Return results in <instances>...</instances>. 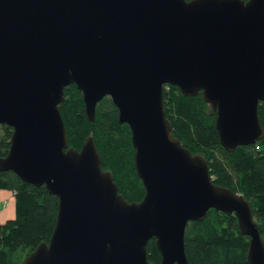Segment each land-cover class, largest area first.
I'll return each mask as SVG.
<instances>
[{
	"label": "water",
	"instance_id": "water-1",
	"mask_svg": "<svg viewBox=\"0 0 264 264\" xmlns=\"http://www.w3.org/2000/svg\"><path fill=\"white\" fill-rule=\"evenodd\" d=\"M71 81L88 118L108 94L128 123L138 200L118 191L91 134L67 143L58 102ZM165 82L201 91L226 149L259 138L264 0H0V122L11 126L0 168L58 197L48 239L21 264H189L186 222L210 206L236 215L246 259L264 264L250 200L215 183L206 157L172 133ZM151 235L158 262L146 255Z\"/></svg>",
	"mask_w": 264,
	"mask_h": 264
},
{
	"label": "trees",
	"instance_id": "trees-1",
	"mask_svg": "<svg viewBox=\"0 0 264 264\" xmlns=\"http://www.w3.org/2000/svg\"><path fill=\"white\" fill-rule=\"evenodd\" d=\"M63 89L64 97L58 107L67 143L79 147L83 137L91 134L101 166L112 172L118 191L127 199L138 200L144 185L133 163L130 127L118 120L116 104L103 94L90 119L81 89L73 81L64 84ZM162 98L172 133L192 152L206 157L215 183L241 191L250 200L252 217L264 239V132L252 142L226 149L215 127V110L200 90L185 94L176 84L165 82ZM257 112L264 129V100L258 101ZM10 133L11 126L0 122V155L7 151ZM0 188L12 190L14 196V214L0 220V264H21L27 252L48 239L58 197L44 183L26 181L10 168H0ZM183 237L189 264H249L248 235L241 231L233 212L210 206L202 218L186 222ZM145 248L148 259L158 262L160 250L154 235L147 239Z\"/></svg>",
	"mask_w": 264,
	"mask_h": 264
},
{
	"label": "crops",
	"instance_id": "crops-1",
	"mask_svg": "<svg viewBox=\"0 0 264 264\" xmlns=\"http://www.w3.org/2000/svg\"><path fill=\"white\" fill-rule=\"evenodd\" d=\"M10 196L13 197V205H11V203L7 204L5 210L3 206L0 207V220L3 219L5 213H10L12 210L14 211V196L12 190L7 188H0V202L4 203V201H7Z\"/></svg>",
	"mask_w": 264,
	"mask_h": 264
},
{
	"label": "rangeland",
	"instance_id": "rangeland-1",
	"mask_svg": "<svg viewBox=\"0 0 264 264\" xmlns=\"http://www.w3.org/2000/svg\"><path fill=\"white\" fill-rule=\"evenodd\" d=\"M13 205V197H9L7 201H4V203L0 202V207H4V210L6 209L7 204ZM14 214V211L12 210L10 213H5L4 217L12 216ZM3 217V218H4Z\"/></svg>",
	"mask_w": 264,
	"mask_h": 264
}]
</instances>
